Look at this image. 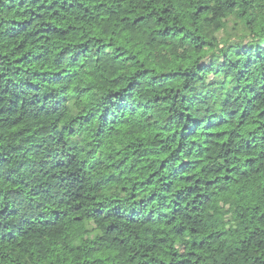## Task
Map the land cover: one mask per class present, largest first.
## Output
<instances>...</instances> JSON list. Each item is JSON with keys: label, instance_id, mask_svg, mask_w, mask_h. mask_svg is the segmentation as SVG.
Here are the masks:
<instances>
[{"label": "trees", "instance_id": "1", "mask_svg": "<svg viewBox=\"0 0 264 264\" xmlns=\"http://www.w3.org/2000/svg\"><path fill=\"white\" fill-rule=\"evenodd\" d=\"M0 264H264V2L0 0Z\"/></svg>", "mask_w": 264, "mask_h": 264}, {"label": "clouds", "instance_id": "2", "mask_svg": "<svg viewBox=\"0 0 264 264\" xmlns=\"http://www.w3.org/2000/svg\"><path fill=\"white\" fill-rule=\"evenodd\" d=\"M262 2H264V0H262Z\"/></svg>", "mask_w": 264, "mask_h": 264}]
</instances>
